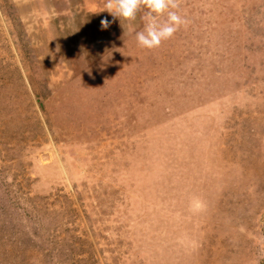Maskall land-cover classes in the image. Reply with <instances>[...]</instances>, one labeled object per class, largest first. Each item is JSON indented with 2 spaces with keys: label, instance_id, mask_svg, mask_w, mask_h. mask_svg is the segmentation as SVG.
Here are the masks:
<instances>
[{
  "label": "rangeland",
  "instance_id": "374dc122",
  "mask_svg": "<svg viewBox=\"0 0 264 264\" xmlns=\"http://www.w3.org/2000/svg\"><path fill=\"white\" fill-rule=\"evenodd\" d=\"M104 3L0 0V264H264V0Z\"/></svg>",
  "mask_w": 264,
  "mask_h": 264
},
{
  "label": "clouds",
  "instance_id": "9594fccd",
  "mask_svg": "<svg viewBox=\"0 0 264 264\" xmlns=\"http://www.w3.org/2000/svg\"><path fill=\"white\" fill-rule=\"evenodd\" d=\"M180 6L181 0H105L104 11L114 19L126 22L135 21L140 16L143 28L135 32V39L140 47L153 50L188 25V19L179 13ZM100 23L102 29L111 24L107 18Z\"/></svg>",
  "mask_w": 264,
  "mask_h": 264
}]
</instances>
